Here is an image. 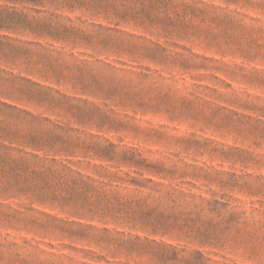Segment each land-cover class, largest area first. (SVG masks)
Segmentation results:
<instances>
[{"label": "rangeland", "instance_id": "1", "mask_svg": "<svg viewBox=\"0 0 264 264\" xmlns=\"http://www.w3.org/2000/svg\"><path fill=\"white\" fill-rule=\"evenodd\" d=\"M0 8V264H264V0Z\"/></svg>", "mask_w": 264, "mask_h": 264}, {"label": "trees", "instance_id": "2", "mask_svg": "<svg viewBox=\"0 0 264 264\" xmlns=\"http://www.w3.org/2000/svg\"><path fill=\"white\" fill-rule=\"evenodd\" d=\"M6 10L1 9L0 8V30H4V29H8L6 26L7 23L10 22L9 27H14L16 25L20 24V19H15V20H10V17H7L6 15ZM26 23V22H25ZM12 25V26H10ZM38 26V25H36ZM13 45L11 43H5L4 41H0V51H2V53L4 54V56L6 57L8 55V53L6 51H8V49H12ZM133 183H135L137 186L142 187L143 184L136 182L135 180L132 181ZM145 218H150L151 214L149 212L144 213Z\"/></svg>", "mask_w": 264, "mask_h": 264}]
</instances>
